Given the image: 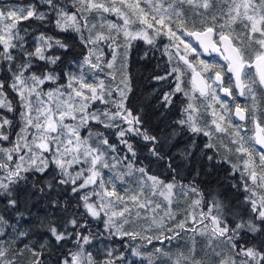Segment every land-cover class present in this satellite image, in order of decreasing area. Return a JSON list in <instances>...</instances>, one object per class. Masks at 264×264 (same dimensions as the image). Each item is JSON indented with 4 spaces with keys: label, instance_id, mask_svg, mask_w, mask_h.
Wrapping results in <instances>:
<instances>
[{
    "label": "snow or ice",
    "instance_id": "snow-or-ice-1",
    "mask_svg": "<svg viewBox=\"0 0 264 264\" xmlns=\"http://www.w3.org/2000/svg\"><path fill=\"white\" fill-rule=\"evenodd\" d=\"M0 264H264V0H0Z\"/></svg>",
    "mask_w": 264,
    "mask_h": 264
},
{
    "label": "trees",
    "instance_id": "trees-1",
    "mask_svg": "<svg viewBox=\"0 0 264 264\" xmlns=\"http://www.w3.org/2000/svg\"><path fill=\"white\" fill-rule=\"evenodd\" d=\"M225 80L227 81V77H225ZM219 175H220L221 179H223L225 173L224 172H221V173H219Z\"/></svg>",
    "mask_w": 264,
    "mask_h": 264
},
{
    "label": "flooded vegetation",
    "instance_id": "flooded-vegetation-1",
    "mask_svg": "<svg viewBox=\"0 0 264 264\" xmlns=\"http://www.w3.org/2000/svg\"><path fill=\"white\" fill-rule=\"evenodd\" d=\"M203 58H205V57H203ZM207 58H211V59H216L217 57L216 56H210V57H207Z\"/></svg>",
    "mask_w": 264,
    "mask_h": 264
},
{
    "label": "rangeland",
    "instance_id": "rangeland-1",
    "mask_svg": "<svg viewBox=\"0 0 264 264\" xmlns=\"http://www.w3.org/2000/svg\"><path fill=\"white\" fill-rule=\"evenodd\" d=\"M202 58H203V57H202ZM204 59L213 60V59H211V58H204Z\"/></svg>",
    "mask_w": 264,
    "mask_h": 264
},
{
    "label": "water",
    "instance_id": "water-1",
    "mask_svg": "<svg viewBox=\"0 0 264 264\" xmlns=\"http://www.w3.org/2000/svg\"><path fill=\"white\" fill-rule=\"evenodd\" d=\"M212 56H215V54H213ZM205 58H207V57H210V56H204Z\"/></svg>",
    "mask_w": 264,
    "mask_h": 264
}]
</instances>
